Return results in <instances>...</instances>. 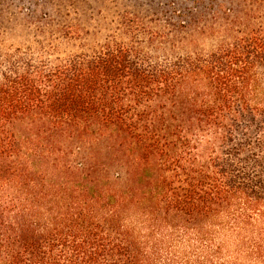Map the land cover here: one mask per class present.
Returning a JSON list of instances; mask_svg holds the SVG:
<instances>
[{
	"label": "trees",
	"instance_id": "16d2710c",
	"mask_svg": "<svg viewBox=\"0 0 264 264\" xmlns=\"http://www.w3.org/2000/svg\"><path fill=\"white\" fill-rule=\"evenodd\" d=\"M246 1L208 52L130 28L54 61L0 53V264H264V0Z\"/></svg>",
	"mask_w": 264,
	"mask_h": 264
},
{
	"label": "rangeland",
	"instance_id": "374dc122",
	"mask_svg": "<svg viewBox=\"0 0 264 264\" xmlns=\"http://www.w3.org/2000/svg\"><path fill=\"white\" fill-rule=\"evenodd\" d=\"M249 4L246 0H0V53L32 52L54 61L98 50L107 41H127L130 28L139 41L183 40L188 50L208 52L228 37L226 20L233 19L229 11L242 16ZM258 19L264 22V12Z\"/></svg>",
	"mask_w": 264,
	"mask_h": 264
}]
</instances>
